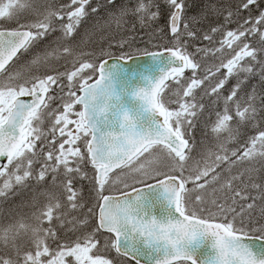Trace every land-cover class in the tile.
Segmentation results:
<instances>
[{
	"label": "snow or ice",
	"instance_id": "snow-or-ice-1",
	"mask_svg": "<svg viewBox=\"0 0 264 264\" xmlns=\"http://www.w3.org/2000/svg\"><path fill=\"white\" fill-rule=\"evenodd\" d=\"M106 3L118 28L162 16L158 0ZM164 5L168 42L129 72L128 40L111 64L74 47L92 0L44 12L0 0V23L17 25L0 30V198L34 193L28 217L0 223V264H264V95L246 90L264 85V0L217 6L204 33L186 0ZM197 39L208 45L189 51ZM61 59L70 67H50Z\"/></svg>",
	"mask_w": 264,
	"mask_h": 264
},
{
	"label": "trees",
	"instance_id": "trees-1",
	"mask_svg": "<svg viewBox=\"0 0 264 264\" xmlns=\"http://www.w3.org/2000/svg\"><path fill=\"white\" fill-rule=\"evenodd\" d=\"M197 1L190 0V2H189V0L188 1L186 0L187 8L185 10V15H186V17L191 18L193 20V27L199 33L208 32L211 27L215 26L216 23L219 22L220 16H219L218 12L216 11L217 6H221V5L227 6L229 4H234V3L238 2V0H200L202 2H200L199 0H197ZM116 2H119L120 4L121 3L127 4L128 0H116ZM158 2L162 5L161 12H162V9L165 8V12H162V16H161L160 20H158L156 23V25H158V27L152 26L151 28H143V27H141V25L138 22H136L135 24H133V25H135V27L133 28V25H131L129 28L130 31L121 34L120 38L118 40H108L106 42H103L101 47H103V46L108 47V49L110 50L112 55H120V50L116 46V43L118 41H121V40H128L131 42L132 53L144 52V51H148V50H156V49L162 48V45L166 44L168 42L167 38L162 37L160 34L156 33L155 29L166 27L167 7H166V5H164V0H158ZM104 5L107 7V9L110 10V5H108L106 3V1H105ZM196 6H198L197 9H196ZM193 10H194V13L192 12ZM197 14L198 15L200 14V15L198 16ZM200 18H203V19H200ZM194 19H195V21H194ZM124 26L125 25L122 24V26L119 27L120 32H122ZM89 29L86 28L85 31H83L81 33V37H84V35H85V38H83V40H81L80 47H87L88 46L89 37L86 36V33ZM217 38H219L218 35H217ZM197 45L207 46L208 42L207 41H201V40L197 39L196 41L191 42V47L189 48V51L194 50V48ZM209 63H211V61H209ZM53 68H56V69L61 71V69L64 68V65L63 64H53ZM250 86H251V90H252V87H255L256 93H257V104H259V96L264 95V85L261 84L260 79L257 76V77L251 78L248 81V87L246 90H248L250 88ZM220 106L223 107V101H221ZM206 115H207V113H206ZM203 120H204V118H201V122H200L199 126L197 127V129L194 130V136H195V139L197 140V142L203 141L205 145H208L209 140L205 139V137H204ZM260 127H264V124H261ZM258 130H259V128L253 124H249L246 127H242L240 129L241 140L245 139L249 136L254 135V133H256ZM255 167L257 168V170H259V167H260L259 163H257L255 165ZM90 168H91V166L89 165V175L91 172ZM259 175L260 174L258 172L257 179H259ZM84 185H85L84 193H85V196L87 198V194L89 191L88 182L84 181ZM1 202L2 203L0 204V207H1L0 223L6 224L9 222V196L6 199L4 198V200H1ZM132 264H134V263H132Z\"/></svg>",
	"mask_w": 264,
	"mask_h": 264
},
{
	"label": "rangeland",
	"instance_id": "rangeland-1",
	"mask_svg": "<svg viewBox=\"0 0 264 264\" xmlns=\"http://www.w3.org/2000/svg\"><path fill=\"white\" fill-rule=\"evenodd\" d=\"M101 1L102 0H92V6L93 7H96L95 5L99 6V4L101 3ZM116 5H117V8H118L119 5H120V3L119 2H116ZM113 11L114 10H113L112 6H110V10L109 9L105 10L104 15H103V18H106V22L104 24V30L102 31V34L105 31V33L103 34L105 36V37L103 36L104 41H106L105 38L108 39V40H118L120 38V35L121 34L130 31V29H129L130 26L133 25V24H135L137 22L134 18H131V17L125 18V22H124V25L125 26L123 27L122 32H120L119 28L116 26V23L111 20V17L113 15ZM162 12H165V8L162 9ZM167 12H168V10H167ZM91 15H94V14H91ZM156 23L153 26L158 27V25H156ZM89 25H91V26H94L95 25L94 27H96V28L98 26V22H97V20L93 16H91L90 19H87L82 24L81 29H80V32H79V35L76 37V43L74 44V47L77 48V51L78 52H79V50L82 51L84 48H86V47H80L81 40H83V38H85V35H84V37H81V32L85 31L86 28L89 29V27H88ZM86 36H89L88 46H87L88 47L87 48L88 49V52H87V50H83L82 52H84L86 54V58H88V59H96L97 57H100L101 52H98V54H97L94 51L98 49V48H96L97 46H99V45L102 46V43L104 41L103 42H100L99 40H95V38L91 36L90 29L87 31ZM53 39H54V37H53ZM89 47H90L91 50L89 49ZM92 49H94V50H92ZM158 50H162V48L156 49L154 51H158ZM106 51H108V50H105L104 51V53H106L105 55L108 54ZM67 62H69V61H67ZM14 70L22 71L25 74H27V71H28L27 68H24V65H23L22 62L17 63ZM247 91L248 92H251V86H250V88ZM255 134L256 133H254V135ZM90 174H91V172H90ZM17 193H19V192H17ZM33 194L34 193L31 191L28 195H24V196H21L20 197V200L18 202V206L16 207V209H11L9 211V221L10 220H13V217L14 216H15L14 219H16V218H19V217H28L30 215V212H31L30 201H31V197H32ZM18 198H19V196H18ZM0 199L4 200V198H0Z\"/></svg>",
	"mask_w": 264,
	"mask_h": 264
},
{
	"label": "flooded vegetation",
	"instance_id": "flooded-vegetation-1",
	"mask_svg": "<svg viewBox=\"0 0 264 264\" xmlns=\"http://www.w3.org/2000/svg\"><path fill=\"white\" fill-rule=\"evenodd\" d=\"M106 0H102L99 4V12L101 13V16L103 17L105 10H107V7L104 5ZM7 2V0H5ZM34 8L39 9L40 12H44L48 8H59L61 6V0H37L33 3ZM97 7V5H95ZM34 18H37V13L32 10H24L20 13L18 19L20 23H30L32 20L34 21ZM32 21V22H33ZM17 27L15 21H9L0 23V30H9V29H15ZM39 48L34 49L32 51L37 52Z\"/></svg>",
	"mask_w": 264,
	"mask_h": 264
},
{
	"label": "water",
	"instance_id": "water-1",
	"mask_svg": "<svg viewBox=\"0 0 264 264\" xmlns=\"http://www.w3.org/2000/svg\"><path fill=\"white\" fill-rule=\"evenodd\" d=\"M153 52V51H152ZM134 57H136L137 59L135 60H130L127 62V66L129 68V72H131L134 68H138L140 64H142L147 58L144 56L143 54H138V55H133ZM118 56H110V57H105L103 59H107L109 61V63H116V62H120L118 61L116 58ZM143 264V262H142Z\"/></svg>",
	"mask_w": 264,
	"mask_h": 264
},
{
	"label": "bare ground",
	"instance_id": "bare-ground-1",
	"mask_svg": "<svg viewBox=\"0 0 264 264\" xmlns=\"http://www.w3.org/2000/svg\"><path fill=\"white\" fill-rule=\"evenodd\" d=\"M187 1H188V0H187ZM195 1H197V0H195ZM199 1H200V0H199ZM189 2H190V0H189ZM189 2H188V3H189ZM192 2H193V1H192ZM197 2H198V1H197ZM200 2H202V1H200ZM198 3H199V2H198ZM186 4H187V3H186ZM194 4H195V3H194ZM199 6H200V5H199ZM190 8H191V7H190ZM197 8H198V6H196V9H197ZM200 9H201V8H200ZM190 10H191V9H190ZM194 10H195V9H194ZM194 10L192 11L193 13H194ZM198 11H199V10H198ZM192 12H191V13H192ZM193 13H192V14H193ZM200 13H201V12H200ZM208 13H209V12H208ZM195 14H196V13H195ZM197 15H198V14H197ZM199 15H200V14H199ZM199 15H198V16H199ZM190 16H191V15H190ZM198 16H197V17H198ZM200 17H201V16H200ZM189 19H191V18H189ZM198 19H199V18H198ZM200 19H203V18H200ZM205 19H206V18H205ZM34 20H35V18H34ZM32 21H33V20H32ZM32 21H31V22H32ZM194 21H195V19H194ZM200 21H201V20H200ZM202 21H203V20H202ZM204 21H205V20H204ZM204 23H205V22H204ZM96 24H97V23H96ZM216 24H217V23H216ZM94 26H95V25H94ZM113 27H114V26H113ZM110 28H111V27H110ZM107 30H108V29H107ZM109 30H110V29H109ZM90 31H91V30H90ZM112 31H113V30H112ZM112 31H111V32H112ZM106 32H107V31H106ZM104 33H105V31H104ZM104 33H103V34H104ZM111 34H112V33H111ZM103 36H104V35H103ZM92 37H94V35H93ZM108 37H109V36H108ZM105 40L107 41L108 39L105 38ZM87 48H88V47H87ZM89 49H90V47H89ZM90 50H91V49H90ZM92 50H94V49H92ZM79 51H80V50H79ZM85 52H86V51H85ZM87 52H88V49H87ZM89 52H90V51H89ZM93 53H94V52H93ZM97 54H98V53H97ZM52 67H53V66H52ZM42 70H43V69H42Z\"/></svg>",
	"mask_w": 264,
	"mask_h": 264
}]
</instances>
